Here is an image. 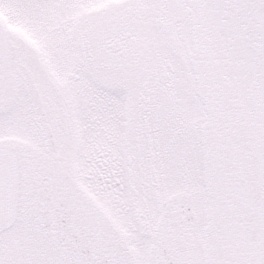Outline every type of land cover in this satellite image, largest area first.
I'll return each instance as SVG.
<instances>
[{"label": "snow or ice", "instance_id": "6c2138e0", "mask_svg": "<svg viewBox=\"0 0 264 264\" xmlns=\"http://www.w3.org/2000/svg\"><path fill=\"white\" fill-rule=\"evenodd\" d=\"M0 264H264V0H0Z\"/></svg>", "mask_w": 264, "mask_h": 264}]
</instances>
